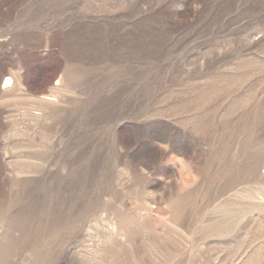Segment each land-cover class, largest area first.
I'll list each match as a JSON object with an SVG mask.
<instances>
[{
	"label": "rangeland",
	"instance_id": "obj_1",
	"mask_svg": "<svg viewBox=\"0 0 264 264\" xmlns=\"http://www.w3.org/2000/svg\"><path fill=\"white\" fill-rule=\"evenodd\" d=\"M0 264H264V0H0Z\"/></svg>",
	"mask_w": 264,
	"mask_h": 264
},
{
	"label": "bare ground",
	"instance_id": "obj_2",
	"mask_svg": "<svg viewBox=\"0 0 264 264\" xmlns=\"http://www.w3.org/2000/svg\"><path fill=\"white\" fill-rule=\"evenodd\" d=\"M5 84H10L12 83V80L10 78H7L6 81L4 82Z\"/></svg>",
	"mask_w": 264,
	"mask_h": 264
}]
</instances>
